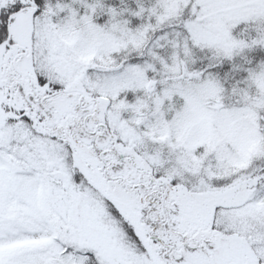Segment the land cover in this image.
I'll use <instances>...</instances> for the list:
<instances>
[{
    "label": "snow or ice",
    "instance_id": "obj_1",
    "mask_svg": "<svg viewBox=\"0 0 264 264\" xmlns=\"http://www.w3.org/2000/svg\"><path fill=\"white\" fill-rule=\"evenodd\" d=\"M0 264H264V0H0Z\"/></svg>",
    "mask_w": 264,
    "mask_h": 264
}]
</instances>
